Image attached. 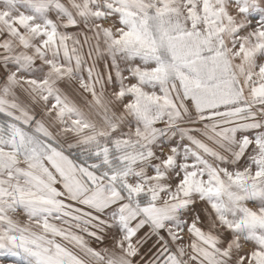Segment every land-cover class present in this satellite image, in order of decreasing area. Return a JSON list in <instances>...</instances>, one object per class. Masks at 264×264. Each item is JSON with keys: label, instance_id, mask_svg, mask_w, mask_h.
I'll list each match as a JSON object with an SVG mask.
<instances>
[{"label": "snow or ice", "instance_id": "6c2138e0", "mask_svg": "<svg viewBox=\"0 0 264 264\" xmlns=\"http://www.w3.org/2000/svg\"><path fill=\"white\" fill-rule=\"evenodd\" d=\"M0 255L264 264V0H0Z\"/></svg>", "mask_w": 264, "mask_h": 264}, {"label": "rangeland", "instance_id": "374dc122", "mask_svg": "<svg viewBox=\"0 0 264 264\" xmlns=\"http://www.w3.org/2000/svg\"><path fill=\"white\" fill-rule=\"evenodd\" d=\"M0 264H15V258L8 255H0Z\"/></svg>", "mask_w": 264, "mask_h": 264}]
</instances>
